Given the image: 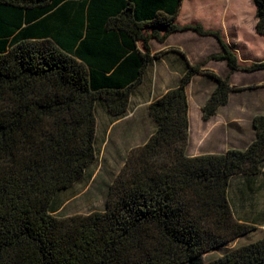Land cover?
<instances>
[{
	"label": "trees",
	"instance_id": "trees-1",
	"mask_svg": "<svg viewBox=\"0 0 264 264\" xmlns=\"http://www.w3.org/2000/svg\"><path fill=\"white\" fill-rule=\"evenodd\" d=\"M256 30L264 35V0ZM182 0H0V264H264V236L207 262L203 253L250 232L234 214L233 176L264 166V114L245 149L189 155L186 85L203 73L215 87L208 119L229 101L240 66L219 30L174 22ZM163 28V32L159 28ZM192 28L213 34L230 71L186 62L177 85L152 99L147 140L130 150L104 210L58 216L56 195L96 159V105L119 118L151 64L150 39Z\"/></svg>",
	"mask_w": 264,
	"mask_h": 264
},
{
	"label": "crops",
	"instance_id": "crops-1",
	"mask_svg": "<svg viewBox=\"0 0 264 264\" xmlns=\"http://www.w3.org/2000/svg\"><path fill=\"white\" fill-rule=\"evenodd\" d=\"M174 22L180 26L185 24H201L205 30H219L222 39L229 49L236 54L238 62L242 67L264 61V35L258 33L256 30V5L253 0H182ZM159 30L163 32L162 27ZM150 48L152 56L150 66L154 67L156 78H177L174 85L164 88L154 98L164 93L168 88L178 84L186 69L187 61L190 64L205 61L202 68L212 70L217 74L225 75L230 71L227 59L211 57L213 54L222 53L223 47L220 40L210 33L202 34L192 28L179 29L169 33L164 40L152 37L150 39ZM260 70H264V67L255 70L238 68L230 73V83L232 86L239 88V86L246 83L243 80L245 73H254ZM253 82L256 85L262 84L264 77ZM203 84H208V90L204 88ZM214 87L215 82L203 73L194 74L186 85L187 97L190 88L195 89L198 94L206 95V98L203 99L199 106V113L203 123L193 124L190 113V109L192 108L189 104L190 138L187 146V153L189 155L221 153L229 148L245 149L255 138L256 131L252 126V119L250 126H246L237 117L230 119L217 118L219 115H225V113H221L222 108L229 105L231 95L237 89L231 91L229 101L220 106L214 115L208 119L203 118L202 106ZM243 106L238 105V110L244 108ZM259 107H261V111H256L255 109ZM252 108L255 110L253 111L255 112L253 116L264 114V103H254ZM211 127L212 130H208ZM247 127L250 129H247ZM211 137L214 138V141H211ZM262 172H264V166Z\"/></svg>",
	"mask_w": 264,
	"mask_h": 264
},
{
	"label": "rangeland",
	"instance_id": "rangeland-1",
	"mask_svg": "<svg viewBox=\"0 0 264 264\" xmlns=\"http://www.w3.org/2000/svg\"><path fill=\"white\" fill-rule=\"evenodd\" d=\"M243 76L246 83L232 93L229 105L223 107L221 111L225 115L221 114L222 116L219 115L217 118L237 117L242 124L250 126L255 113L253 111H261V107L254 110L252 105L264 103V82L259 85L253 82L264 77V70L245 73ZM176 81V77L156 78L154 67L148 66L142 82L133 91L128 110L120 118L111 117L104 106L100 102L97 103L96 159L86 168L78 181L56 195L54 200L56 215L86 214L105 209L110 185L125 164L128 153L132 148L143 144L153 130V122L147 112L149 101L164 88L174 85ZM208 84H203L207 90ZM193 88L189 89L188 95L192 108L191 121L193 124L203 123L199 106L206 95L198 94ZM238 105H244V108L238 110ZM208 130L211 131L212 127ZM211 141H214V138L211 137ZM229 198L235 215L249 221L254 228L221 247L203 253L201 262H207L230 248L264 236V172L252 176L249 180L242 176L233 177L229 186Z\"/></svg>",
	"mask_w": 264,
	"mask_h": 264
}]
</instances>
